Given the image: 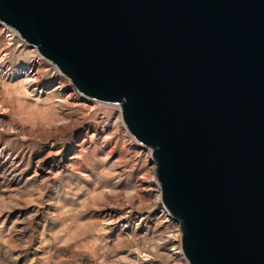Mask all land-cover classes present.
Returning a JSON list of instances; mask_svg holds the SVG:
<instances>
[{
	"label": "water",
	"instance_id": "1",
	"mask_svg": "<svg viewBox=\"0 0 264 264\" xmlns=\"http://www.w3.org/2000/svg\"><path fill=\"white\" fill-rule=\"evenodd\" d=\"M0 22L121 106L189 264H264V0H0Z\"/></svg>",
	"mask_w": 264,
	"mask_h": 264
},
{
	"label": "rangeland",
	"instance_id": "2",
	"mask_svg": "<svg viewBox=\"0 0 264 264\" xmlns=\"http://www.w3.org/2000/svg\"><path fill=\"white\" fill-rule=\"evenodd\" d=\"M20 40L0 70V264H178L164 259L175 221L140 196L160 188L152 150L117 127L121 106L81 95L54 64L28 88L14 73L40 54Z\"/></svg>",
	"mask_w": 264,
	"mask_h": 264
},
{
	"label": "bare ground",
	"instance_id": "3",
	"mask_svg": "<svg viewBox=\"0 0 264 264\" xmlns=\"http://www.w3.org/2000/svg\"><path fill=\"white\" fill-rule=\"evenodd\" d=\"M2 24V23H1ZM4 28H2L0 30V38L5 42V46L3 47L2 50H0V53L3 54L1 56L0 54V70L3 69V61H4V56H6L7 54L9 55L11 52V48H12V45H15V47H17V45H19L22 41L20 40V38L15 34L14 31H10V29H8V27L6 28L5 26H3ZM10 28V27H9ZM22 39V38H21ZM23 40V39H22ZM24 41V40H23ZM26 43V42H25ZM27 44V43H26ZM14 47V48H15ZM41 56V55H40ZM38 57V56H37ZM31 62V61H29ZM34 63H37V64H41V61L40 60H36V62ZM31 64H26L24 66H22V69L18 71H15V75L16 76H21L23 78V80L25 81V84L27 85V87L29 88L30 86L34 87L33 90H35V87L38 86L39 84V80H30V76L28 75V71L29 69L31 68L30 67ZM4 72V71H3ZM8 72V71H6ZM5 72V73H6ZM39 87V86H38ZM64 88V87H63ZM61 86H58V87H55L53 89V92H57L58 94L61 93L60 96H63V97H66L64 96L63 94L65 93L64 90L65 88L63 89ZM2 90V89H1ZM2 92V91H1ZM82 95V94H81ZM70 96L67 95V98H69ZM65 98V99H67ZM70 100H68L69 102H67L66 100L63 101L64 104H67V105H70V106H76V107H87V100L85 99H78V100H75V99H72V98H69ZM87 101V102H86ZM115 113V112H114ZM116 114L117 116L115 117V123L117 124V127H120L121 129L124 130V133L125 135L127 136V133L128 135L130 134L129 130L127 129L125 123H124V120H123V117H122V113L118 110L116 111ZM126 130H125V129ZM127 131V132H126ZM51 135H55V131H51ZM58 136V135H57ZM132 136V135H131ZM152 181V180H151ZM145 183L142 182V181H139V186H143ZM143 188V187H142ZM141 188V189H142ZM145 189H147V191H145ZM160 188L158 187V185L154 182H151V184H149V187L148 185L144 188L143 190V193H140V196L142 197H146V196H155V204L154 206L156 207V204L157 202L160 201V195H161V192H160ZM147 194V195H146ZM149 194V195H148ZM168 212L164 209V208H161V211H160V215L158 216L157 221H159L160 223H163V222H168ZM162 218V219H161ZM178 236L177 235H166L164 237V245L168 246V247H172L174 246V243L177 242V239ZM179 241V240H178ZM167 256V257H166ZM166 256L164 257V259L167 261V262H170V263H175V262H178V264H184V257L181 255L179 256L178 254L176 253H172V252H167ZM143 260V256L139 257ZM186 259V258H185ZM183 261V263H182ZM187 261V259H186ZM186 263V262H185ZM176 264V263H175Z\"/></svg>",
	"mask_w": 264,
	"mask_h": 264
},
{
	"label": "built area",
	"instance_id": "4",
	"mask_svg": "<svg viewBox=\"0 0 264 264\" xmlns=\"http://www.w3.org/2000/svg\"><path fill=\"white\" fill-rule=\"evenodd\" d=\"M0 25H3V26H5L6 28L8 27V29H10V31H15V30H13L11 27L9 28V26H7V25H5V24H1V22H0ZM16 32V31H15ZM17 33V32H16ZM18 35V34H17ZM19 36V35H18ZM35 50V49H34ZM39 55V54H38ZM36 60H40L41 61V63H46V64H48V65H50L52 68L54 67V68H56L52 63H50L49 61H47L46 59H44L42 56H38V57H36ZM30 69H29V71H28V75L30 76L29 78H30V80H40L39 79V77H40V74H39V72H38V69L40 68V67H43L41 64L39 65V64H37V63H31V65H30ZM57 69V68H56ZM59 71V70H58ZM59 73V72H58ZM41 81V80H40ZM40 83H42V81L40 82ZM164 206V205H163ZM162 206V207H163ZM165 208V207H164ZM166 209V208H165ZM171 216V215H170ZM171 218L175 221V223H176V226H174V227H176V230H175V232H174V236L175 235H177L178 236V240H177V242H175L174 243V246H172V247H170V248H167V252H172V253H176V254H178L179 256H184V254H183V252H182V248H181V231H180V229H181V227H180V224L171 216ZM173 232L170 234V235H172L173 234ZM185 257V256H184Z\"/></svg>",
	"mask_w": 264,
	"mask_h": 264
}]
</instances>
